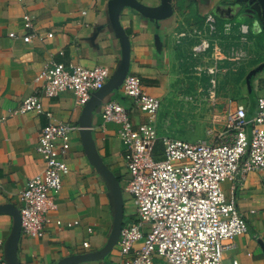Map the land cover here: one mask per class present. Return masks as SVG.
Returning <instances> with one entry per match:
<instances>
[{"label": "crops", "instance_id": "obj_1", "mask_svg": "<svg viewBox=\"0 0 264 264\" xmlns=\"http://www.w3.org/2000/svg\"><path fill=\"white\" fill-rule=\"evenodd\" d=\"M107 1L0 0V118L8 116L9 109L18 107L36 88H41L42 82L36 78L45 65L73 62L86 67L107 65L111 73L114 71L121 57L119 40L108 30L101 31L96 38L93 36L99 25L107 24ZM140 1L147 5L160 2ZM186 4L187 10L184 11L182 5ZM226 4V0H212L209 6L201 0H179V8L175 9L173 17L162 21L159 29L154 22L138 13L128 8L123 10L121 23L131 39L130 72L141 78L149 94L161 100L157 122L159 135L186 140L182 138L186 134L182 132V124L177 130L172 125L161 129L173 121V111L179 112L174 107L178 106L187 71L182 60L186 58L188 48L178 47L174 34L202 25L207 12H212L219 24L224 20H235L250 26L248 58L236 71L227 75H237L240 69L245 71V78L238 85L240 95L234 99L251 103L249 87L243 82L250 70L264 62V28L247 11L250 6H236L230 14L215 11L216 6L224 9ZM27 13L34 19L37 34L30 42L23 40L32 32L25 27L23 16ZM11 31L17 34L16 38L9 36ZM48 33H53V36L48 37ZM156 33L160 35V42ZM40 36L43 39H39ZM219 78L222 80V76ZM252 91L256 99L264 95V70L252 79ZM120 95L115 100L130 110L134 123L145 121V114L137 109L133 100ZM189 96L193 95L185 96V100H194ZM42 101L44 108L52 112L57 121L79 127L72 132V145L66 158L70 172L63 179L62 189L56 196L57 209L51 216L64 221L79 220L80 224L71 228H57L51 224L41 239L21 235L18 246L21 264H56L65 256L100 249L106 242L112 223L108 190L90 165L82 146L78 120L83 107L76 104L70 91L57 97H43ZM163 113L168 114V118L160 126ZM47 122L46 115L37 112L8 116L6 121L0 122V204L12 203L21 208L20 192L31 177L43 170L45 163L36 146ZM118 127L113 122L104 123L101 112L94 115L93 137L98 150L110 168L123 179L127 175L126 148L118 136ZM203 138L206 137L202 133L197 140ZM222 187L229 197L234 196L249 225L247 233L235 238L236 247L227 252L224 264H233L234 259H238L240 264H264L261 245H264V171L251 172L235 189L231 181H225ZM12 223L11 215L0 214L1 255ZM88 227L92 231L89 232ZM85 241H89V247L83 246ZM120 261L116 247L105 260L80 264H119ZM153 264L166 263L156 256Z\"/></svg>", "mask_w": 264, "mask_h": 264}, {"label": "built area", "instance_id": "obj_2", "mask_svg": "<svg viewBox=\"0 0 264 264\" xmlns=\"http://www.w3.org/2000/svg\"><path fill=\"white\" fill-rule=\"evenodd\" d=\"M23 17L25 27L32 30L23 40L30 42L37 35L34 19L28 13ZM249 34V24L235 20L219 24L212 12L205 14L202 25L175 32V44L188 48L182 61L185 69L196 75L199 100L213 105L218 102V78L236 71L248 58ZM9 36L16 38L17 34L11 31ZM52 36L48 33V37ZM110 76L107 65L86 67L53 62L45 65L36 78L42 82L41 88H36L18 107L9 109V117L37 112L48 119L36 146L44 168L27 181L19 195L21 235L41 239L51 224L57 228L80 224L79 220L51 216L57 209L56 196L63 179L70 172L66 158L72 132L79 127L57 121L44 108L43 97L70 91L76 104L83 107ZM121 88L146 119L135 124L130 110L117 100L104 103L101 109L104 123L119 126L117 133L126 148L123 191L132 196L136 206L135 220L121 229L117 243L119 264H153L156 256L166 264H224L227 252L236 247L235 238L247 233L249 225L234 196L229 197L222 184L231 181L235 189L251 172L264 171V95L257 98L250 119L247 104L229 97L225 130L214 133L212 127L206 138L191 142L159 135L161 100L146 91L137 74L129 72ZM8 116L1 117L0 122ZM224 135L227 138L223 139ZM88 231L92 228L88 227ZM83 246L89 247V241ZM0 264H7L1 254ZM233 264L240 262L234 259Z\"/></svg>", "mask_w": 264, "mask_h": 264}, {"label": "water", "instance_id": "obj_3", "mask_svg": "<svg viewBox=\"0 0 264 264\" xmlns=\"http://www.w3.org/2000/svg\"><path fill=\"white\" fill-rule=\"evenodd\" d=\"M209 6L212 0H201ZM224 9L220 5L215 11L230 13L236 6H250L247 10L253 14L264 28V0H226ZM107 24L99 25L93 36L96 38L101 31H110L120 42L121 57L111 76L102 88L92 92L89 101L83 106L78 124L79 134L84 153L94 170L100 175L108 190L110 210L112 212V223L106 242L100 249L84 253H76L61 258L56 264H80L84 262L105 260L116 247L121 234L123 224L126 222L124 213L125 199L123 188L117 174L105 162L100 154L96 141L93 137L94 115L101 112L104 103L118 98L119 90L125 77L130 72L131 66V39L121 23V15L125 8H128L145 17L160 28L161 22L173 17L175 6L174 0H160L157 5H147L140 0H108L107 1ZM157 41L160 40L159 33H156ZM264 70V62L249 71L246 80L250 96L251 108L248 112V119L253 115L257 99L252 91V79L255 75ZM9 214L12 217V229L4 243V260L7 264H21L18 257V246L21 238V213L20 208L12 203L0 204V214ZM263 249L264 245L261 244Z\"/></svg>", "mask_w": 264, "mask_h": 264}, {"label": "rangeland", "instance_id": "obj_4", "mask_svg": "<svg viewBox=\"0 0 264 264\" xmlns=\"http://www.w3.org/2000/svg\"><path fill=\"white\" fill-rule=\"evenodd\" d=\"M178 1L179 0L175 1L176 10L177 8H179ZM182 1L186 2V0H182ZM182 9L186 11L187 4L186 6L182 5ZM184 77L185 80H184L183 91H180V94L178 96L179 97V100L177 102L178 106L174 107V110L178 109L179 112L173 111V121L170 124L166 123L167 125L165 127H162L161 129L169 128L172 125L173 129L177 130L180 124H182V129H183L182 132L186 133L185 136H183L182 138H186V140H190L192 142L200 138L202 136V133H203V137H207L208 136L207 130L211 129L212 127H215L214 133L223 132L225 130L224 129V125L226 121L225 110L228 108V98L231 97L233 99L234 98L237 99V97L240 95V90L238 89V86L234 81L236 79L235 75L222 76V80H220L221 78H219V84H220V86H218L219 100L214 105L209 101L199 100V98L197 97V87H196L197 81H193L196 80L195 78L196 75L193 74V71L191 72L189 70L186 71ZM194 82H195V88L193 87L192 89H189V83H194ZM121 89L122 88H120L119 90L121 94L120 96L122 98H127L125 95H123ZM187 95H193L194 100L192 101L185 100L184 97ZM246 104L249 107L248 109H250L251 108L250 106H252L250 105L251 103L249 102ZM166 118H168V114L163 113L161 121L159 120L160 126L163 123H165L164 120ZM157 121H158V117H157ZM184 121H187L188 123L187 122L184 123ZM225 138H227V135H224L223 139ZM121 186L122 188L124 187L123 182H121ZM123 195L125 199V204H124L125 220L127 221L129 216L132 217L135 215L136 206L133 202L132 196H130L125 191H123Z\"/></svg>", "mask_w": 264, "mask_h": 264}, {"label": "trees", "instance_id": "obj_5", "mask_svg": "<svg viewBox=\"0 0 264 264\" xmlns=\"http://www.w3.org/2000/svg\"><path fill=\"white\" fill-rule=\"evenodd\" d=\"M245 75H246V73H245V71H243V69H240L239 73H237V75H235L236 79L234 78L235 79L234 81H235L237 86L243 81V79L245 78ZM193 81H196V80H193ZM189 87L190 88H193V87L195 88V82L194 83H189ZM196 87H197V84H196ZM238 89L241 90V88L239 86H238ZM161 147H162L161 143L159 142L158 145H157V148H158L159 151L161 150ZM118 179L122 182V177L121 176H118ZM133 220H135L134 217L133 216L132 217L129 216L128 220L125 223L133 221Z\"/></svg>", "mask_w": 264, "mask_h": 264}]
</instances>
